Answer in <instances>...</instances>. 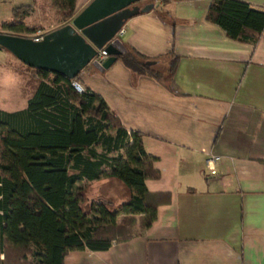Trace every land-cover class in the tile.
I'll list each match as a JSON object with an SVG mask.
<instances>
[{"label": "crops", "instance_id": "obj_1", "mask_svg": "<svg viewBox=\"0 0 264 264\" xmlns=\"http://www.w3.org/2000/svg\"><path fill=\"white\" fill-rule=\"evenodd\" d=\"M147 1L153 7L127 18L119 37L161 79L118 58L103 70L89 63L76 79L140 133L160 173L146 186L169 198L148 226L135 219L128 237L103 250H69L63 264H264V29L254 44L240 42L205 19L209 0L139 3ZM246 1L264 8V0ZM24 4L33 6L20 19L30 35L61 24L51 21L52 0H0V23L19 20L12 8ZM171 55L176 67L167 74ZM2 60L0 109H20L38 77L34 70L35 81L18 80ZM210 151L220 156L214 173L204 164Z\"/></svg>", "mask_w": 264, "mask_h": 264}, {"label": "trees", "instance_id": "obj_2", "mask_svg": "<svg viewBox=\"0 0 264 264\" xmlns=\"http://www.w3.org/2000/svg\"><path fill=\"white\" fill-rule=\"evenodd\" d=\"M63 13L61 24L78 11L75 0H52ZM141 0H139L140 2ZM32 5L14 6L19 20L0 23V31L26 36L20 19ZM205 19L235 40L254 44L264 29V8L246 0H209ZM117 54L131 71L161 79L133 48ZM171 55L166 73H173ZM36 83L24 107L0 109V264H63L72 249L103 250L129 236L117 226L119 214H138L148 226L168 192L150 191L146 179L158 178L154 156L136 130L127 131L104 98L84 87L76 90L62 73L34 68ZM116 177L128 188L118 205L99 197L84 208L85 189L100 179ZM125 222H132L125 217Z\"/></svg>", "mask_w": 264, "mask_h": 264}, {"label": "water", "instance_id": "obj_3", "mask_svg": "<svg viewBox=\"0 0 264 264\" xmlns=\"http://www.w3.org/2000/svg\"><path fill=\"white\" fill-rule=\"evenodd\" d=\"M153 5L152 1L140 4L139 0H90L69 21L45 31L41 39L0 31V45L33 68L69 78L89 63L103 70L125 49L114 33L127 18ZM100 47L107 52L102 60L94 58Z\"/></svg>", "mask_w": 264, "mask_h": 264}, {"label": "rangeland", "instance_id": "obj_4", "mask_svg": "<svg viewBox=\"0 0 264 264\" xmlns=\"http://www.w3.org/2000/svg\"><path fill=\"white\" fill-rule=\"evenodd\" d=\"M54 4V10L51 17V21L53 23L61 22L62 21V9L61 7L53 1ZM45 28V27H41ZM30 34V32L28 33ZM3 53L0 55V57H3V60L1 61L4 63V66L15 69L17 73H19L18 80H26L29 79V82L35 81V76L33 75V71L35 70L33 67L25 64L23 61H21L19 58H17L14 54H12L9 50L3 48ZM5 88L0 84V95L3 93ZM101 197H106L111 199L112 206L118 205L123 200H125L128 197V188L127 186L118 178L112 177L109 179H100L97 181H94L93 183H90L87 188L85 189V199L82 203L84 208L88 207V204L91 200L97 199ZM125 217H131L132 222L127 223L125 222ZM135 219H138L139 223V215H126L123 217H117L115 219V224L117 226L124 227L127 224H131L134 222ZM126 229V228H125ZM127 231V229H126ZM128 232V231H127Z\"/></svg>", "mask_w": 264, "mask_h": 264}, {"label": "built area", "instance_id": "obj_5", "mask_svg": "<svg viewBox=\"0 0 264 264\" xmlns=\"http://www.w3.org/2000/svg\"><path fill=\"white\" fill-rule=\"evenodd\" d=\"M156 3L161 2L162 0H154ZM123 32V26L121 25L120 28L114 33V36H120ZM44 33V32H43ZM42 32L38 31L35 34H31V37L35 40H39L42 38L43 35ZM107 55L106 50L103 47H100L97 49L96 54L94 55V58L98 60H102ZM72 86L78 90L81 91L84 89V86L76 79H71ZM220 158V156L214 152H208L204 158V164L206 168L209 170L210 173H214L216 171L215 169V162Z\"/></svg>", "mask_w": 264, "mask_h": 264}]
</instances>
